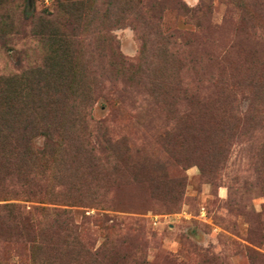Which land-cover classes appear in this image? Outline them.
I'll return each instance as SVG.
<instances>
[{
  "label": "rangeland",
  "instance_id": "rangeland-1",
  "mask_svg": "<svg viewBox=\"0 0 264 264\" xmlns=\"http://www.w3.org/2000/svg\"><path fill=\"white\" fill-rule=\"evenodd\" d=\"M31 70L32 102L73 86L107 130L78 127L81 162L39 164L40 193L0 142V264H264V0H0V90L30 96Z\"/></svg>",
  "mask_w": 264,
  "mask_h": 264
},
{
  "label": "trees",
  "instance_id": "trees-1",
  "mask_svg": "<svg viewBox=\"0 0 264 264\" xmlns=\"http://www.w3.org/2000/svg\"><path fill=\"white\" fill-rule=\"evenodd\" d=\"M27 74L28 76L26 79L31 75L34 76V83L32 84L34 86L30 89V96L28 95L25 98L21 96L18 98L17 91L13 84H8L0 90V94H2L0 99L1 107L3 105L6 109V111L0 113V142L8 143L11 148L10 156L14 158V161L7 160L6 166L7 168L14 166V171L19 176L17 178L18 182L21 183L20 185L24 184L25 188L28 190H24V192L32 193L30 189L31 186H33L36 187V193H40L37 190H41L44 184L33 175L35 169L39 167V164H42V168L47 167L50 163H55L58 168H64L67 164H69V166L71 165V167H73L74 164H79L83 158L81 156L83 155L81 144L86 138V135L84 136L83 132L80 133V131L76 129L81 126L86 130L91 127H96L100 131H106L107 128L104 121L96 122L93 117L90 116V102L87 100H76V98L73 97L74 93H77V91H73V86L71 92L72 97L60 100V102L56 100L51 102L47 99L42 106H38L36 102H32V96L35 91L39 92V94H43L44 87L41 85L43 81L38 78L40 76L38 70L35 72L31 70L30 73ZM23 77V75H13L9 82H14L19 78L25 79V77ZM29 83H32L31 78ZM67 91H69V89ZM185 92H187V90H185ZM28 97H30V100L26 104ZM55 102L59 105L60 103L66 105V118H63L61 112L55 108L52 113L53 104ZM35 129L42 130V132H33L32 130ZM39 133H41V135H38ZM35 135L36 137L44 136L46 138L42 148H40V146L34 148L32 145ZM83 137L85 138L83 139ZM102 143L106 144L108 147H104ZM111 143L112 140L109 133H105L102 141L96 143L97 145L91 147L90 143H87V145H89V152H93V154L95 152L102 153V151H108L107 153H109V146ZM55 180L60 182L63 181L59 177ZM73 189H78L76 184H73ZM11 208H18V210H20V207L13 205ZM43 211L45 212H42V215L46 221L54 222L51 228L56 226L66 234L68 239L71 236L74 245L76 242L78 244L77 235L73 230L75 228V223L71 212L56 209H43ZM74 235L76 237H73Z\"/></svg>",
  "mask_w": 264,
  "mask_h": 264
}]
</instances>
